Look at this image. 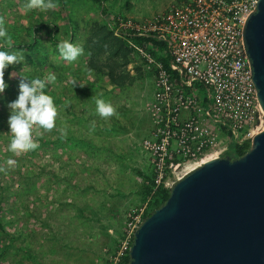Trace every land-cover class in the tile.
Instances as JSON below:
<instances>
[{"label": "rangeland", "instance_id": "obj_1", "mask_svg": "<svg viewBox=\"0 0 264 264\" xmlns=\"http://www.w3.org/2000/svg\"><path fill=\"white\" fill-rule=\"evenodd\" d=\"M176 1L56 0L54 9L25 11V0H0L10 40L30 42L35 30L38 35L33 47L12 45L11 50H23L25 60L12 65L8 87L0 94V218L10 234L0 235V264H110L125 242L132 245L148 201L142 200L144 179L138 172L154 177L142 148L152 129L146 104L154 75L137 54L128 69L137 74L139 68L142 76L130 86L115 87L106 75L85 71L83 44L92 25L105 22L112 30L118 18H151ZM61 39L82 47L75 61L60 56L56 44ZM48 72L57 77L46 87L57 107L55 126L34 129L36 149L10 152L5 101L16 98L20 76ZM72 78L82 86L69 83ZM97 98L111 103V116L96 112ZM8 158L15 164L8 165ZM190 170L185 165L168 170L162 184L175 183ZM5 245L9 250L1 254Z\"/></svg>", "mask_w": 264, "mask_h": 264}, {"label": "built area", "instance_id": "obj_2", "mask_svg": "<svg viewBox=\"0 0 264 264\" xmlns=\"http://www.w3.org/2000/svg\"><path fill=\"white\" fill-rule=\"evenodd\" d=\"M258 1L178 0L151 18L110 24L154 75L146 104L152 129L142 143L152 161L154 191L173 186L162 184L168 170L193 169L224 155L233 142L250 140L257 113L261 125L253 74L241 48L244 21ZM131 246L125 242L110 264H122Z\"/></svg>", "mask_w": 264, "mask_h": 264}, {"label": "water", "instance_id": "obj_3", "mask_svg": "<svg viewBox=\"0 0 264 264\" xmlns=\"http://www.w3.org/2000/svg\"><path fill=\"white\" fill-rule=\"evenodd\" d=\"M241 48L262 116L249 149L178 178L135 231L129 264H264V0L244 21Z\"/></svg>", "mask_w": 264, "mask_h": 264}, {"label": "clouds", "instance_id": "obj_4", "mask_svg": "<svg viewBox=\"0 0 264 264\" xmlns=\"http://www.w3.org/2000/svg\"><path fill=\"white\" fill-rule=\"evenodd\" d=\"M56 6V0H25L22 5L25 11L32 9L47 11L54 9ZM0 41H3V45L0 46V94H3L8 87L5 80V70L13 64L23 62L25 56L22 49L11 50V40L2 17H0ZM56 48L60 56L68 61H75L83 52L81 46L67 39L59 40ZM11 76L9 73V77ZM56 79V75L52 72H48L43 76H20L16 98L5 101L8 112L7 125L11 133L8 144L10 152L17 153L22 150L36 149L38 143L33 138L34 129L50 130L55 126L57 107L53 97L46 91V87ZM69 83L73 86H82L76 78L70 79ZM0 99H3L2 95H0ZM95 104L96 112L100 116L108 117L114 113L111 103L103 98H97ZM60 132L62 135L65 134V129L61 128ZM6 162L8 165L15 164V160L12 158H8Z\"/></svg>", "mask_w": 264, "mask_h": 264}, {"label": "trees", "instance_id": "obj_5", "mask_svg": "<svg viewBox=\"0 0 264 264\" xmlns=\"http://www.w3.org/2000/svg\"><path fill=\"white\" fill-rule=\"evenodd\" d=\"M96 2L104 3L103 0H93ZM102 14L108 16L107 8L102 4L101 8ZM124 18V16H123ZM73 29V26L70 25ZM34 37L30 42L19 41L18 38L14 37L11 40L13 46L20 48L33 47L37 43L38 35L36 30L34 31ZM55 39V36L52 38ZM59 41V40H58ZM135 41L138 44H142V38H137ZM151 41V40H150ZM3 45V41H0V46ZM83 49L85 50L88 61L85 64V71L97 72L102 75H106L109 79L111 85L124 88L132 85L139 77L142 76L140 69L137 68V74H133L129 69V65L133 62L137 53L135 50L122 38L116 37L112 30H110L105 22L92 25L88 30L87 37L83 44ZM156 58H161L157 51L150 49ZM164 63L167 66L168 60L164 58ZM12 65L7 69L5 74V80H7L8 73L12 70ZM85 76V75H84ZM86 79V77H85ZM250 146V140L242 143L233 142L224 155H230L232 157L242 156ZM139 175L144 179L141 184L140 193L142 195V200L147 201V210L144 214V219L147 218L155 209L160 208L168 199L170 191L168 188L160 186L154 191L155 180L153 176L145 174L143 172H138ZM146 180H150L149 184H146ZM7 225L0 218V235L9 237L10 234L6 230ZM16 237V236H15ZM12 238L10 244L14 243V238ZM134 242V237L132 239V244ZM1 254H4L9 250V246H3ZM26 246H21L20 249L26 250ZM131 261L130 252L128 251L123 258L122 264H129Z\"/></svg>", "mask_w": 264, "mask_h": 264}, {"label": "bare ground", "instance_id": "obj_6", "mask_svg": "<svg viewBox=\"0 0 264 264\" xmlns=\"http://www.w3.org/2000/svg\"><path fill=\"white\" fill-rule=\"evenodd\" d=\"M205 161H206V159L203 162H205Z\"/></svg>", "mask_w": 264, "mask_h": 264}]
</instances>
